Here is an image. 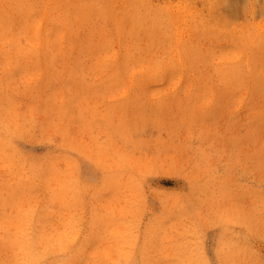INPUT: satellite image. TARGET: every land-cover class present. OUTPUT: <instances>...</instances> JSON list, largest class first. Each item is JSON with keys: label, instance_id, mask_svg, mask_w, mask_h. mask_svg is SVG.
I'll use <instances>...</instances> for the list:
<instances>
[{"label": "rangeland", "instance_id": "rangeland-1", "mask_svg": "<svg viewBox=\"0 0 264 264\" xmlns=\"http://www.w3.org/2000/svg\"><path fill=\"white\" fill-rule=\"evenodd\" d=\"M0 264H264V0H0Z\"/></svg>", "mask_w": 264, "mask_h": 264}, {"label": "bare ground", "instance_id": "bare-ground-1", "mask_svg": "<svg viewBox=\"0 0 264 264\" xmlns=\"http://www.w3.org/2000/svg\"><path fill=\"white\" fill-rule=\"evenodd\" d=\"M222 2V1H221ZM226 2H227V0H226ZM230 2V1H229ZM249 58V57H248ZM180 60V59H179ZM252 60V59H251ZM181 63V62H180ZM252 64V63H251ZM254 65V64H253ZM252 66V65H251Z\"/></svg>", "mask_w": 264, "mask_h": 264}]
</instances>
